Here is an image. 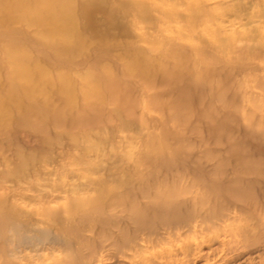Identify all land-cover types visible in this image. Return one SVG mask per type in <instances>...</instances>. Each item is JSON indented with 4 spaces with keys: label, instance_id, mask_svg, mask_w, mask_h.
I'll use <instances>...</instances> for the list:
<instances>
[{
    "label": "rangeland",
    "instance_id": "374dc122",
    "mask_svg": "<svg viewBox=\"0 0 264 264\" xmlns=\"http://www.w3.org/2000/svg\"><path fill=\"white\" fill-rule=\"evenodd\" d=\"M15 1L20 0L10 3ZM64 1L76 4L77 11L63 3L42 10L41 4L50 0H29L13 12L0 11V60L9 50L11 58L32 57L28 72L11 77L8 89H0V98L15 96L10 104L1 100L0 115L19 100L45 113L39 125L36 121L18 131L9 124L0 126V198L32 201V206L51 200L48 207L57 208L70 200L95 199L93 188L102 180L121 192L125 173L113 178L107 167L154 170L170 187L194 185L197 191L206 180L219 182L226 176L264 180L262 174L241 175L240 161H235L238 156L251 165L264 161V0H127L133 13L127 17L121 5L125 0ZM22 12L70 17L69 28L75 32L65 39L58 29L53 41L79 43L80 52L53 54L45 38L38 37L42 23L29 24ZM9 71L7 65L0 67V80ZM50 75L55 79L51 86ZM65 79L73 84L69 94L61 90ZM59 115L74 121H56ZM5 118L15 122L16 116ZM48 140L53 145L43 147ZM16 152L20 160L13 157ZM227 185L236 193L243 189ZM220 191L202 189V197L187 203L180 214L225 213L235 220L226 225L243 230L254 225L250 234L259 241L251 248L235 251L230 238L221 235L225 247L215 252L217 245L206 238L217 230L192 235L182 221L170 217L167 222L173 224H154L163 236H148L147 230L127 222L126 216L135 212H122L125 201L115 213L129 231L139 228L137 235L146 240L138 239L139 246L127 250L122 245L127 239L111 228L120 248L92 245L76 254L82 264H264V186L257 193L245 190L241 200ZM139 202L165 205L159 200ZM229 204L242 208L243 214H235ZM137 214L146 219L143 224L162 217ZM202 240L206 243L195 248L193 257L181 253L180 247ZM40 255L39 261L30 258V264L69 262L60 252Z\"/></svg>",
    "mask_w": 264,
    "mask_h": 264
},
{
    "label": "bare ground",
    "instance_id": "6f19581e",
    "mask_svg": "<svg viewBox=\"0 0 264 264\" xmlns=\"http://www.w3.org/2000/svg\"><path fill=\"white\" fill-rule=\"evenodd\" d=\"M63 1L64 0H50L49 3L45 2L41 4V6H43L42 10H52L63 3L71 10L77 11L76 4L70 3L69 1ZM27 2H29V0H20L13 3H10V0H0V11L2 13L13 12V9H16L17 6L23 8ZM129 4L127 0L121 4L126 17L127 15H133L132 11L128 9ZM22 14L25 13L22 12ZM25 15L27 19H25L24 16L22 17L27 20L29 24L37 25L39 24L37 22L42 23V33L38 37L45 38V42H47L45 45L52 51L53 54L56 56L69 54L71 52H75V49L76 51L80 52V48L78 47L79 43L59 44L53 41V37L56 35V32H58V29H62L64 36H66L65 39H68V37L75 32L74 29L69 28L71 25L70 17L64 16L62 18H57L58 15L55 13L51 16H46L44 12H39L37 14L28 13ZM14 18L15 17H13V19ZM3 22L4 17L0 19V24H3ZM34 39L40 40L37 38ZM9 51L7 52L8 57L0 60V67L7 65L10 69L8 75L1 78L0 80V89L2 90L8 89V86L11 83V77H16L22 72H28V70L25 69L28 67V61H32V57L26 55H19L18 58H11L12 55ZM22 68L23 70H21ZM48 79V85L51 86L53 82H55V79L51 77V75ZM62 82V86L65 88L61 90L64 92V94H69L71 92L69 85H73L71 84V80L65 79ZM13 97L15 96L0 98V105L3 104L1 100L9 102L8 104H10L11 98ZM6 110V113L0 115V126L6 127L3 124H9L12 127H15L14 131L20 130L21 126H29L30 124L33 125L32 123H36V121L38 122V125L41 124V117L45 115V113L41 110H38L33 105V103L30 104V102H28L27 104L26 102H21L20 100L16 102V107L10 109V106H8ZM53 113H55V111ZM5 114H15V122H12L14 120H7L5 118ZM54 118H57L56 121L65 122L66 124H70L71 121H74L69 116L62 117L59 115L54 116ZM34 128L44 131V127H37L36 124ZM42 143V146H46V148L53 145L52 140H48L47 142L43 141ZM16 153L17 156L16 154H12L13 157L20 160V154H18V152ZM256 160L260 159L256 158ZM235 161H240L239 166L242 168V171L240 172L241 175H264V170L261 169L264 166L263 160L255 162L253 165H251L252 163L246 162L243 156H238L235 158ZM220 163L228 164L226 160H220ZM106 169L110 174L109 176L113 178L119 173H125L127 179L125 182H121V184H123L122 186L124 187L121 192L112 191L109 187L111 185L110 182L107 180H102V182L96 185L98 187L93 188L95 189L94 192L97 193L95 199L70 200L69 202H66L64 206L57 208L48 207L51 200H45L37 203L35 202L36 205L32 206L31 204L34 203L32 201L28 202L23 200L22 202H16L0 198V264H24L25 262H27L25 264H30V258L36 257V260L39 261L41 259V252L46 250L50 252H60L61 254H66V258L69 260L68 264H82V256L76 254V251L81 250V248L89 247L91 249L94 246L95 249H103L106 247V245L108 247L115 246L120 248V246H117L119 244H117L111 228L120 233V235H122L125 240L127 239L126 242L122 244L127 248V250H134L135 247L139 246L137 243L138 239L142 241L146 239L140 235H137L138 232H141L139 228L134 230V232L129 231L126 227L124 218L115 213L118 208L124 205L125 201L127 203V207L124 208L122 212H135V214H132L131 217L128 215L126 216L127 222L131 220L134 225L137 224L138 227L144 228L148 231V236L155 235L157 238L163 236L154 230V224H173V222H167V218L170 217L173 221H182L187 229L186 233L192 235L197 236L198 232L201 231L203 233L206 229L208 231L217 230L216 233L211 234L209 235V238H206L208 239L207 243H214L217 245L214 250L215 252L219 251L218 248L220 246L225 247V242L222 243L219 241L221 235L230 238V242L232 241L231 243L234 244L233 247H235V251L240 249L241 246L244 248H251L252 245L257 244L259 241L255 235L250 234V232L256 230V226L254 225L248 226L246 230L235 227L233 224L226 225V222H235L231 215H227L225 213H219L216 215L193 213V216H187V214L182 215L180 213L183 212L181 210L184 209V206H186L187 203L197 201L199 197H202L200 192H202V189L207 187L211 191H214V189L218 191L221 190L222 192H226V195L235 198L238 197L240 199L245 194V190L257 193L260 188L264 186V180L255 181L254 179L246 180L242 177H235V175L231 177L226 176L222 181L219 182H214L211 179L206 180V182L203 183L204 185H201L202 187L200 191H197L199 188L194 185L170 187L166 184L167 181L162 177V175L159 176V179L156 177L157 174L154 170L144 171L139 168H131L127 169V171H117L114 170L113 167H107ZM227 184H236L235 187L240 186L243 187V189L242 191H239V193H236V190H230L231 188L227 187ZM194 189H196V191H194ZM84 191L85 192L83 193L88 192L87 190ZM192 194L195 195L185 198L186 196ZM140 199L159 200L163 201V204L165 205L158 206L156 204H152L149 206L147 204L140 203ZM104 200L106 202H104ZM168 203H170V205H167ZM233 204H229V206L233 207L234 213L236 214L239 211L243 214L244 211L242 208H237V206H233ZM190 211L192 212L193 210ZM137 212H148L149 214L156 213L158 215L160 214L162 217L159 219L149 221L147 220V222L145 221L146 223L143 224V220L146 219L138 216ZM95 213L96 215L93 216L92 214ZM87 221H92L93 224L86 225L84 222ZM260 222L262 225L263 221ZM174 228L178 229V226H175ZM171 231H174V229H171ZM166 235H171V233H166ZM95 237H98L99 239H95ZM202 242L206 243V241L202 240L198 244L195 243L189 246L180 247L181 253L183 252L182 254H184L185 257H193L195 255V248L198 249L202 247ZM144 244L145 243H143V245ZM238 255L239 254H237L235 258H238Z\"/></svg>",
    "mask_w": 264,
    "mask_h": 264
}]
</instances>
